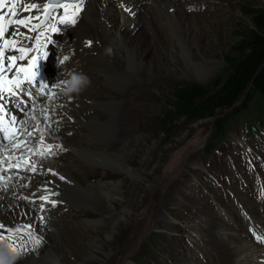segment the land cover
<instances>
[{
    "label": "bare ground",
    "instance_id": "bare-ground-1",
    "mask_svg": "<svg viewBox=\"0 0 264 264\" xmlns=\"http://www.w3.org/2000/svg\"><path fill=\"white\" fill-rule=\"evenodd\" d=\"M206 1L208 5L210 2L225 4L224 0H83L82 7L87 8L83 17L79 14L74 28L64 34L63 38H58L55 65H44L48 71L50 87L55 94L51 97L48 91H44L46 94L37 97L38 92L33 89L31 96H26L20 103L8 105L18 120L24 122L19 123V127L27 130L17 139L14 137L9 141H0V170H6L8 163L19 164V171L12 165L6 175L0 172V224L11 230L3 233L5 239L0 240V243L12 244L17 252L23 253L16 264H91L96 260L95 255L88 256L85 253L84 245L90 249H97V245L87 243L79 237L84 231L73 224H67L64 220L66 216L60 213L72 206L77 210H84L81 214L86 215L85 211L91 210L90 212L100 214L102 218H113V213L109 212V207L104 208L103 203L106 199L111 205V201L120 199L121 189L101 182L90 184L83 176L85 168L117 167L130 172L125 167L124 159L132 154L134 144L121 135L132 130L127 127L130 117L140 120L142 111L133 110L132 106L127 110V103L128 100H140L144 97L145 87L141 81L152 83L151 80H157L159 75L152 61L149 64L143 62L140 58L142 54L153 51L154 60L167 63L168 76L173 75V65H177L176 55L181 56L182 62L187 61L196 71H199L198 68L205 71L196 73L198 77L202 78L204 74L210 73L212 65L205 64L207 59L200 44L201 26L208 20L211 14L209 10L214 9L199 7ZM45 2L46 0H5V7L0 11L5 13L7 21L11 18L8 8L13 3H35L39 5V9H33V15L42 16L39 10H43ZM22 15L27 17L31 13L25 11ZM7 31L8 28L6 33ZM92 35L97 39L92 41ZM99 40L103 41L104 49L112 48L110 55H104ZM47 50L48 48L46 55ZM65 56L68 59L58 67L59 60ZM119 56L125 61L123 72L119 69ZM195 58H201L204 63H197ZM51 63L54 64V60ZM97 66H100L99 69ZM72 71L86 73L92 83L78 96L69 98L61 94L58 85ZM138 90H142V93L137 95ZM105 98L108 100L103 103ZM71 131L72 136L68 133ZM18 143L20 146L15 147ZM47 145L53 147L50 152L53 163L46 156L33 153ZM113 145H116V150L122 145L124 153H112L110 147ZM253 158L256 162L255 156ZM10 176L15 177L7 179ZM259 180L260 178H255L253 182L258 183ZM219 191L220 189L216 190V193ZM244 195L257 199L253 194ZM46 202H50V205L55 202L53 204L58 207L45 204L46 207L39 208ZM209 213L212 212L201 211L203 219L207 217L215 225L214 234H218L220 239L215 235L213 241L212 238L208 239V242L213 243L208 248L213 249L208 252L207 261L212 264H264V248L246 242L244 239L252 237H247L243 232H231L226 236V232L222 230L228 227L211 220L214 216ZM197 215L195 213L193 219ZM73 219L76 221L75 216ZM114 221H118L117 218ZM205 222L210 224L209 221ZM116 224L118 223L115 222V226ZM25 225L30 227L25 228ZM86 225L84 229L91 227L95 233L97 226L102 223ZM247 225V220L243 219L241 228L249 230ZM16 229L20 231L16 232ZM66 230L69 231L68 236H77L74 242L63 241ZM9 236L11 239L7 238ZM36 239L40 240L39 246L34 243ZM169 251V258H182L175 247ZM142 256L137 263L143 264L145 257ZM189 262L184 260V264H192ZM198 262L202 264L201 261Z\"/></svg>",
    "mask_w": 264,
    "mask_h": 264
},
{
    "label": "rangeland",
    "instance_id": "rangeland-1",
    "mask_svg": "<svg viewBox=\"0 0 264 264\" xmlns=\"http://www.w3.org/2000/svg\"><path fill=\"white\" fill-rule=\"evenodd\" d=\"M47 2L48 0L44 5ZM207 2H202L199 7L205 10L208 7L214 9L209 10L211 14L208 20L201 26L202 39L199 42L204 48L203 54L207 59L205 64L212 65L210 73L204 74L202 78L198 77L196 73L205 71L202 68L196 71L191 64L182 62L181 56L176 55L177 65H173V75L168 76L167 63L154 60L153 51L142 54L140 58L143 62L149 64L148 62L152 61L159 75L157 80H151L152 83L140 82L145 87L143 98L128 100V103L126 101L127 110L133 107V110L142 111L140 120L134 116L130 117L127 127L132 130L124 136L121 135L134 144L132 154L124 159L125 167L130 172L117 167L85 168L83 176L90 184L101 182L121 189L120 199L111 201V205L106 199L103 201L104 208L109 207L113 218H102L100 214L90 212L91 210L85 211L86 215L81 214L84 210H77L72 206L60 213L66 216L64 220L67 224H73L77 229L84 231L79 237L87 243L97 245V249L84 245L85 253L96 257L91 264H139L137 262L143 258L142 255L145 257L143 264H184L185 259L192 264H200L198 261L202 264H212L207 261L208 252L213 249H209L213 243L208 242V239L212 238L213 241L214 235L219 239L220 237L214 234L215 225L205 217L204 219L210 222L208 226L203 219L201 211L206 210L214 214L209 213L214 216L211 220L228 227L222 230L226 232V236L231 232H243L247 237L253 238L244 239L246 242L264 248V244H259L261 241L254 239L249 230L241 228V221L247 220V227L254 228L255 231H251L264 238V196L261 197L264 195V114L258 116L257 120L254 110L235 116L226 126L225 133L216 140L214 138L219 131H216L215 120L221 118L223 113L212 119L196 121L178 118L173 122L169 133L162 130L160 124L161 116L174 100V88L177 85L196 83L209 88L218 77L226 75V58L229 55L236 57L234 52H230L238 41L237 32L243 25H249L252 10L264 7V0H224L225 4L218 5L213 2L208 5ZM85 9L87 8L84 7L80 12V17H83ZM124 12L128 14L127 10ZM196 13L198 14V11ZM70 29L72 27L64 30L61 35L51 37L52 42L50 41L47 52L52 53L50 60H54V64H51L49 59L46 60L50 66H54L57 60L55 56L59 46L58 40ZM91 39L94 41L97 38L92 35ZM103 49L102 43L101 50ZM118 58L119 69L123 72L124 58ZM195 61L204 63L201 58H195ZM97 67L99 69L100 66ZM45 92L38 93L37 97L43 96ZM141 93L142 90H138L137 95ZM107 100L108 98L103 99V103ZM249 125L257 127L259 134H254L252 129H248ZM72 132H68L70 136ZM211 144L214 149L207 153ZM110 150L117 155L124 153L122 145L117 150L116 145H113ZM249 153L255 156L257 169L248 167L254 164ZM43 156L53 163L50 153ZM139 178L142 179L136 180ZM255 178H260V182L254 183ZM244 194H253L257 199H250ZM195 213L198 215L193 219ZM115 218L118 221H114ZM95 222L102 223L97 226V232L94 233L91 227L84 229L86 223ZM115 222L118 223L116 226ZM68 232H64L63 241L74 242L77 236H68ZM57 238L61 239L59 236ZM221 243L220 249L223 244ZM172 247L180 251L176 252L182 258H169V249Z\"/></svg>",
    "mask_w": 264,
    "mask_h": 264
},
{
    "label": "trees",
    "instance_id": "trees-1",
    "mask_svg": "<svg viewBox=\"0 0 264 264\" xmlns=\"http://www.w3.org/2000/svg\"><path fill=\"white\" fill-rule=\"evenodd\" d=\"M250 13L249 25H243L237 32L238 41L230 52L236 57L226 58V75L218 77L209 88L196 83L177 85L174 100L160 118L162 130L169 133L178 118L196 121L223 113L215 120L219 131L216 140L235 116L251 110L257 114L255 119L264 114V7ZM213 149L211 144L206 152Z\"/></svg>",
    "mask_w": 264,
    "mask_h": 264
},
{
    "label": "snow or ice",
    "instance_id": "snow-or-ice-1",
    "mask_svg": "<svg viewBox=\"0 0 264 264\" xmlns=\"http://www.w3.org/2000/svg\"><path fill=\"white\" fill-rule=\"evenodd\" d=\"M83 0H48L44 5L42 15L40 16H23L25 11H31L33 9H39V5L22 4L16 5L13 3L9 8L11 19L6 21L5 13L0 11V132L6 135L3 138L13 139L17 132L27 131L26 129H15L14 126L17 123H24L18 120V118L11 113L8 105L10 103H20V96H31L33 89L30 87L36 78L35 72L29 73V66L35 67L32 64V59L29 58V53L35 51L31 44H26V41H32L36 45L40 44V38L43 35L39 32L35 38L28 35L31 32H37L42 26H44L50 20H57L60 25L75 24L78 15L83 10ZM5 7V0H0V9ZM56 13V15H53ZM37 21L33 23V21ZM5 23L9 26L7 31V38H5L6 27ZM50 31L57 33L62 29L57 27L56 23L50 25ZM49 41L51 37L48 38ZM90 43V42H89ZM18 62H26L25 64ZM7 120V124H5ZM31 135V132H28ZM19 147L20 144L14 145ZM35 169L33 168V171ZM62 178V177H61ZM47 199V197H42ZM55 203V202H53ZM25 228L30 227L25 225ZM5 231H11L7 226L0 224V240L5 239L3 233ZM19 232L20 229H16ZM29 235L31 233L29 232ZM11 239V236L7 237ZM36 246H39L40 240L34 241ZM12 251L17 252L16 248L9 244ZM19 258H22L23 253L17 252Z\"/></svg>",
    "mask_w": 264,
    "mask_h": 264
},
{
    "label": "clouds",
    "instance_id": "clouds-1",
    "mask_svg": "<svg viewBox=\"0 0 264 264\" xmlns=\"http://www.w3.org/2000/svg\"><path fill=\"white\" fill-rule=\"evenodd\" d=\"M104 55H110L112 53L111 47H106L104 50ZM68 57L65 56L64 60ZM63 63V61H59ZM58 66V65H57ZM91 78L82 71H72L67 74L66 78L59 83L58 87L63 96L72 98L73 96H78L91 86ZM19 256L17 252L12 251L9 245L5 243H0V264H16Z\"/></svg>",
    "mask_w": 264,
    "mask_h": 264
}]
</instances>
